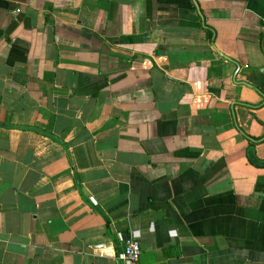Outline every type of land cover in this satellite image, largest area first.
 <instances>
[{"label": "crops", "instance_id": "0c3cea01", "mask_svg": "<svg viewBox=\"0 0 264 264\" xmlns=\"http://www.w3.org/2000/svg\"><path fill=\"white\" fill-rule=\"evenodd\" d=\"M263 25L264 0H0V264H264Z\"/></svg>", "mask_w": 264, "mask_h": 264}, {"label": "built area", "instance_id": "2783aa9c", "mask_svg": "<svg viewBox=\"0 0 264 264\" xmlns=\"http://www.w3.org/2000/svg\"><path fill=\"white\" fill-rule=\"evenodd\" d=\"M264 31V25L262 26ZM142 252L141 242L139 239L130 235L125 240L123 250L120 252L119 259L122 261L137 262Z\"/></svg>", "mask_w": 264, "mask_h": 264}]
</instances>
